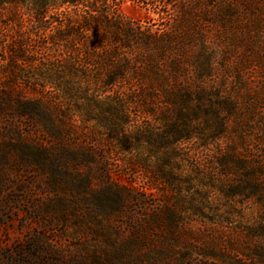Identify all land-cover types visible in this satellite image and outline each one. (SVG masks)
Wrapping results in <instances>:
<instances>
[{
	"label": "rangeland",
	"instance_id": "obj_1",
	"mask_svg": "<svg viewBox=\"0 0 264 264\" xmlns=\"http://www.w3.org/2000/svg\"><path fill=\"white\" fill-rule=\"evenodd\" d=\"M117 2L123 19L154 24L174 14L178 3H200L208 13L201 28L214 53L227 59L217 67L251 65L252 89L264 91V32L246 33L257 19L256 4L264 23V0ZM229 3H248V23L240 22L241 9L223 16L226 23L218 18ZM1 20L6 38L0 40L36 38L29 21ZM34 68L19 74L37 78ZM20 82L14 89L0 77V264H264V194L229 197L207 184L203 174L214 167L215 146L209 151L195 139L169 143L173 136L162 135L163 122L137 118L134 104L117 117V127L104 105L68 101L61 88ZM229 84L236 92L234 80ZM19 93L33 102L26 105ZM238 96L241 108L251 104L252 96ZM40 98L52 111L45 118ZM260 106L252 118L241 114L243 149L264 172ZM145 123L153 136L137 147Z\"/></svg>",
	"mask_w": 264,
	"mask_h": 264
},
{
	"label": "trees",
	"instance_id": "obj_2",
	"mask_svg": "<svg viewBox=\"0 0 264 264\" xmlns=\"http://www.w3.org/2000/svg\"><path fill=\"white\" fill-rule=\"evenodd\" d=\"M118 5L117 0H0L1 24H6L1 20L6 16L27 20L36 33L34 39L17 34L0 40L4 67L0 77L10 88L17 89L23 80L43 89L61 88L68 101L104 105L117 127L118 119L134 104L137 118L143 115L144 122L149 123L150 117L163 122L162 135L173 136L169 143L195 139L209 151L215 146L214 167L203 174L207 184L229 197H261L262 166L251 162L243 149L246 118L241 114L251 117L264 104V91L252 89L251 65L217 67V61L226 65L227 59L214 53L201 28L208 13L200 3H178L174 14L162 17L160 24L127 21L118 14ZM254 7L252 16L257 19L246 33L260 35L264 32L261 6ZM250 8L248 3H229L218 18L224 23L223 16L241 9L237 13L245 24ZM34 57L40 58L37 63ZM31 66L38 77H21L22 67ZM233 80L236 92L228 90ZM239 94L252 96L244 109ZM18 98L26 105L34 100L27 93H19ZM36 101L44 118L52 113L44 107L45 100ZM27 109L25 115L30 114ZM148 123L137 131L135 146L142 145L141 138H152L154 130ZM43 130L51 134L46 125Z\"/></svg>",
	"mask_w": 264,
	"mask_h": 264
}]
</instances>
